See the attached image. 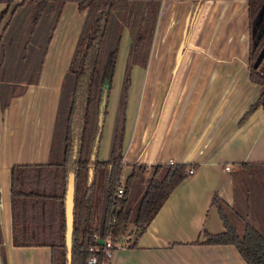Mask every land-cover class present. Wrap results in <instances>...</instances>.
<instances>
[{
    "label": "crops",
    "instance_id": "crops-1",
    "mask_svg": "<svg viewBox=\"0 0 264 264\" xmlns=\"http://www.w3.org/2000/svg\"><path fill=\"white\" fill-rule=\"evenodd\" d=\"M4 6L0 1V12ZM83 18L75 2H64L36 81L21 82L22 89L0 107V264H50L48 246L11 243L9 169L54 160L59 89ZM129 44L122 28L101 124L107 135L99 136L97 160L108 154ZM248 47L247 0H159L149 49L143 62L131 65L126 88L119 176L124 181L132 165L145 166L128 185L127 204L134 197L130 184L140 178L145 188L149 165L183 164L193 171L142 230L127 223L123 234L129 240L105 264H246L231 244L195 241L203 231L223 230L210 198L234 204L232 175L239 163L264 168V110L258 105L241 119L260 89L248 78ZM242 209L264 235V204L261 211Z\"/></svg>",
    "mask_w": 264,
    "mask_h": 264
},
{
    "label": "trees",
    "instance_id": "trees-1",
    "mask_svg": "<svg viewBox=\"0 0 264 264\" xmlns=\"http://www.w3.org/2000/svg\"><path fill=\"white\" fill-rule=\"evenodd\" d=\"M0 1L5 4L0 12V47L3 35L16 14H23L19 25L21 32L29 36L35 37L34 30L39 21L45 24L42 47L39 50L38 46L30 47V50L27 46L22 47L26 54L32 50L37 59L30 62L28 55H21L10 77H4L1 69L0 107L6 106L9 99L22 89L21 82L27 84L36 81L64 2L73 1L78 10L84 11L83 22L59 89L50 145L54 160L10 167L9 212L13 246H48L51 249L50 264H85L90 253L89 246H100L97 239L104 238L110 230L115 235L122 234L130 221L128 185L138 173L142 174L145 166L132 165L124 179L123 193L115 199L113 192L121 167L126 88L131 65L143 62L149 49L159 0ZM247 16L248 78L260 89L241 119L258 105L264 110V61H260L264 48V0H247ZM122 28L128 31L130 44L108 154L101 161L96 159V151ZM19 67L20 70L16 71ZM22 71L26 72L25 77L20 75ZM258 166L239 163V169L232 175L233 188L238 182L236 177L242 171ZM186 168L183 164L172 163L149 165L135 218L140 230L150 221L172 188L186 176ZM69 173H72V189L67 244L65 194ZM210 203L216 209L223 230L215 234L203 231V239L195 243L231 244L246 264H264L262 232L240 214L233 203H226L215 194L211 196ZM116 204L117 209L113 210Z\"/></svg>",
    "mask_w": 264,
    "mask_h": 264
},
{
    "label": "rangeland",
    "instance_id": "rangeland-1",
    "mask_svg": "<svg viewBox=\"0 0 264 264\" xmlns=\"http://www.w3.org/2000/svg\"><path fill=\"white\" fill-rule=\"evenodd\" d=\"M23 14L18 13L16 14L10 23V27L6 31V33L3 35L2 38V45L0 47V71H4L3 75L4 77H10V73L14 71L16 60L21 57L24 53L26 54V51H22V47H26L30 50V47H36L38 46V50L42 47L41 39H42V33L44 28V22L42 21L38 23V26H36L34 32L35 37L29 36L23 32H21V28L19 25V19H22ZM34 39V40H33ZM129 48V47H128ZM27 52L26 55L29 58L30 62H32V59H37V55H34L32 50ZM260 61H264V48L262 49V52L260 54ZM2 69V70H1ZM20 70L19 69H16ZM15 71V72H16ZM22 77H25L27 74L26 72L22 71L20 73ZM113 79V76H112ZM112 84V80H111ZM110 95L108 96L109 101ZM106 104L108 106V102L106 101ZM107 109V107H106ZM125 115V111H124ZM106 120V119H105ZM101 131V130H100ZM100 135H107L105 127H102V131ZM247 172V173H246ZM231 173V172H230ZM134 179H132L133 181ZM131 181V182H132ZM134 184H130V190L133 185V191H134V197L132 199V202L130 204L131 208V214H130V221L129 222H135V218L137 215V209L138 206L141 203V196L144 191V187L141 184L140 178L135 180ZM236 185L235 189L233 188V196H234V207L237 208L239 206V213L242 214L244 209L242 207H246V211H250L251 208H255L258 211H261L260 208L264 204V168L260 169H247L245 171H242V174L240 176L236 177ZM130 182V183H131ZM247 198V203L244 201V199ZM243 203V205L241 204ZM239 204V205H238ZM242 206V207H241ZM256 228H259L255 226Z\"/></svg>",
    "mask_w": 264,
    "mask_h": 264
},
{
    "label": "built area",
    "instance_id": "built-area-1",
    "mask_svg": "<svg viewBox=\"0 0 264 264\" xmlns=\"http://www.w3.org/2000/svg\"><path fill=\"white\" fill-rule=\"evenodd\" d=\"M145 168V167H144ZM148 168V167H147ZM224 171L230 172L229 166H223ZM192 168H186V175L192 173ZM124 181L119 176L113 192V197L119 198L123 193ZM113 210L117 209V204L112 207ZM113 221V218L111 219ZM129 240V236L127 234H114L112 230L108 231L104 238H101L100 246H89L88 251H90L89 255L85 259V264H105L106 261L111 257L113 251L118 248L123 247L127 241ZM99 253V254H97ZM98 255L100 258H98Z\"/></svg>",
    "mask_w": 264,
    "mask_h": 264
},
{
    "label": "water",
    "instance_id": "water-1",
    "mask_svg": "<svg viewBox=\"0 0 264 264\" xmlns=\"http://www.w3.org/2000/svg\"><path fill=\"white\" fill-rule=\"evenodd\" d=\"M262 52V51H261ZM261 54V53H260ZM100 117V114H98V118ZM71 189H72V173H69L67 176V191L65 194L66 200H65V212H66V219H67V229H66V242L68 244V240H69V234H70V219H69V215H70V210H71ZM97 242L100 243L101 239H97Z\"/></svg>",
    "mask_w": 264,
    "mask_h": 264
}]
</instances>
